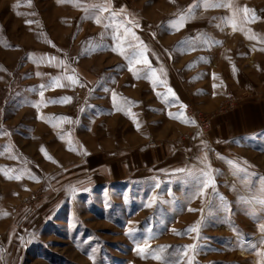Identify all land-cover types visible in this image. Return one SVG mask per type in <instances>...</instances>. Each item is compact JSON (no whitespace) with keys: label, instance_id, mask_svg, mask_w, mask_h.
Masks as SVG:
<instances>
[{"label":"rangeland","instance_id":"obj_1","mask_svg":"<svg viewBox=\"0 0 264 264\" xmlns=\"http://www.w3.org/2000/svg\"><path fill=\"white\" fill-rule=\"evenodd\" d=\"M228 2L0 0V264H188L190 244L192 264H264V0L213 6ZM125 27L166 84L135 63L131 36L127 57L113 51ZM208 165L215 188L193 197Z\"/></svg>","mask_w":264,"mask_h":264},{"label":"snow or ice","instance_id":"obj_2","mask_svg":"<svg viewBox=\"0 0 264 264\" xmlns=\"http://www.w3.org/2000/svg\"><path fill=\"white\" fill-rule=\"evenodd\" d=\"M58 2H62V0H58ZM68 2H74V0H68ZM204 3H205L206 6H208L209 0H204ZM213 6H223V7L233 8V4L231 3V0H229V2L227 4L213 5ZM90 7L99 8L101 12H104V11H109L111 6L110 5L93 4V5H90ZM189 7L191 8V6H189ZM239 11H241V9L237 8V9L234 10L233 17L231 18L232 22H233V27H235V13L239 12ZM124 12H126V9L122 7L120 9V13H124ZM242 12H243V20L244 21L254 22V21L260 19V17L256 15L255 10L254 9H250L247 6H245L242 9ZM118 14L119 13H117L115 11L112 12L113 16L118 15ZM185 19H186L185 14H181L177 20L171 22L172 23V27L174 29H178V27H182L184 22H185ZM95 22L96 23H100L101 22L99 15H97L95 17ZM26 23H31V21H26ZM134 26L135 27H139V24H134ZM128 36H131L133 39H135L138 42L136 48L133 49V51L135 52V63L143 64V65H145L147 68H149L151 70L150 75L147 78L152 81L153 86L155 87V85L157 83L166 84L167 83L166 81L161 80L157 76V70L153 69L151 67V63H150L149 58H148V56L146 54L147 51H148L147 46L144 45L142 41H140L139 37L136 36L135 32L132 31V28L125 27V37H120V36L116 37L117 43L113 47V51H118L121 55H125L127 57V53L125 52L124 47L122 45H123V39L128 37ZM250 38H254V37H250ZM56 59L57 58H55V57H50L49 58V62H52V61H54ZM59 63H63V61H60ZM129 69H130V71H133L134 75H136V76L139 75V71L134 68L132 60L129 61ZM233 70L234 71L236 70L235 66H233ZM160 71H163V69H161ZM212 75H213V78H215L216 74L213 73ZM64 78H66L70 82V85H72V86H75L78 83V79L76 77H74V76L68 75V76H66ZM61 79L62 78H53V85L54 86H63L60 83ZM215 86L216 85H214V87ZM41 87H43V86H41ZM168 94L173 96V97H175V92L172 91L170 88L168 89ZM40 95H41V97H43V92H41ZM158 95H159V93H158ZM71 99L72 98L68 97V96L58 97V98H52L51 102L67 103V102H70ZM113 102H114V107H116V108H118L119 110H122V111L124 110V107L122 105H118L116 103V94H115V92H113ZM37 106H38V104H37ZM182 107H186V106L182 105ZM127 114L130 117L133 118V122H134L135 126L137 128H139L138 122L135 121V114L132 113L130 110L127 112ZM169 115L170 116L171 115H176V116H178V118L182 116V114H174V113H169ZM38 118H40V117L38 116ZM59 119L60 120H64V121H70L71 118H69V117H60ZM185 122L195 123L194 120H187L186 118H185ZM61 138H63V137H61ZM69 145H70V150H72V151H77L78 150L76 147H72L71 146V141H69ZM79 151H80V153L82 155H85V156L86 155H90V153H88L86 149H83L82 146L79 149ZM41 152L44 154L46 159H52V157L49 156V154L47 153L46 149H44L43 146H41ZM205 159H206V157H205ZM227 162L231 166H233V168L237 172H247V168L243 167L239 163H236V162H234L232 160H228ZM246 163L247 162L245 161V164ZM161 171H163V170H161ZM173 171L174 172H178V173L187 172L188 175H192L193 174L191 170L183 169V168L174 169ZM198 171H199L200 175L203 177V180H202L201 186H198L197 191L195 193H193V197L196 196V195L202 194L204 189H207L209 186H212L213 188H215V179H214V175H213V172L215 170L211 169V165H208L206 169H199ZM5 175H7V173H5ZM21 175L22 174L15 175L14 178L17 179V180H20L21 179ZM29 175H30V178L38 179V177H36L32 173H29ZM156 186L158 187L159 185L157 184ZM88 190H89L88 188H78V187L71 186V185L68 186V192H69V194L71 195V197L73 199H75V197H76V195H77V193L79 191H88ZM261 191H264V178H262ZM155 199H156L155 197H150L149 201L146 202L144 206L145 207L150 206L151 203L155 202ZM261 202L264 203V199H262ZM189 210L190 211H195V209H189ZM129 223H131V222H129ZM200 226H201V221H197L196 224L189 226L188 229H186V231H188V232H196L197 236H199V227ZM259 228H260L261 232H264V224L259 225ZM125 231H126V234L131 235L135 231V229L134 228H126ZM173 231H176V230H173ZM20 239L23 242L24 238L21 237ZM262 242H264V241H262ZM197 246L198 245H196V244H190V245L185 246L186 249H191L192 252H193V255L188 257V264H192V261L194 259L195 249L197 248ZM147 247H148V245L146 243L145 244H139L138 243L134 250H137L143 256L145 254V250L147 249ZM185 254H187V253H185ZM89 255L91 256V254H89ZM155 258L159 259L160 257L159 256H155Z\"/></svg>","mask_w":264,"mask_h":264},{"label":"crops","instance_id":"obj_3","mask_svg":"<svg viewBox=\"0 0 264 264\" xmlns=\"http://www.w3.org/2000/svg\"><path fill=\"white\" fill-rule=\"evenodd\" d=\"M262 128V127H261ZM257 129V128H256ZM250 131H253V130H250Z\"/></svg>","mask_w":264,"mask_h":264}]
</instances>
